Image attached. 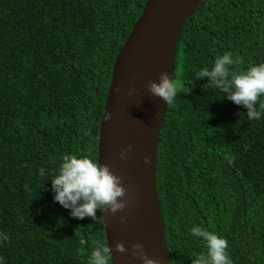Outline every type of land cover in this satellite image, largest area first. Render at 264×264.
<instances>
[{"label":"trees","instance_id":"obj_1","mask_svg":"<svg viewBox=\"0 0 264 264\" xmlns=\"http://www.w3.org/2000/svg\"><path fill=\"white\" fill-rule=\"evenodd\" d=\"M147 2L0 0L5 264H87L98 241L108 245L102 211L70 216L50 179L65 154L98 160L115 61ZM224 52L239 57L233 71L264 62V0H204L178 38L156 176L171 264L205 250L193 224L223 235L233 264H264V115L248 119L195 77Z\"/></svg>","mask_w":264,"mask_h":264},{"label":"water","instance_id":"obj_2","mask_svg":"<svg viewBox=\"0 0 264 264\" xmlns=\"http://www.w3.org/2000/svg\"><path fill=\"white\" fill-rule=\"evenodd\" d=\"M204 0H148L118 55L102 119L98 161L120 177L123 210L102 214L113 264H143L132 245L158 264H171L157 189L158 141L167 105L149 93V81L161 72L175 73L176 46L183 26ZM127 151L125 159L121 150ZM148 157L149 163H144ZM121 217H124L123 221ZM125 251L115 250V244Z\"/></svg>","mask_w":264,"mask_h":264},{"label":"clouds","instance_id":"obj_3","mask_svg":"<svg viewBox=\"0 0 264 264\" xmlns=\"http://www.w3.org/2000/svg\"><path fill=\"white\" fill-rule=\"evenodd\" d=\"M239 63V57L233 58L229 52L217 55L211 67H203L195 73L196 79L207 76L210 85L225 93L224 98L246 109L248 119H260L264 115V62L249 64L246 68L233 71L231 66ZM149 93L162 99L166 105H171L177 95V83L166 72H161L157 81L147 84ZM106 112L104 118H107ZM127 150H121L120 158L125 159ZM144 163H149L144 157ZM41 175L44 170L40 169ZM52 199L63 208L70 210L69 215L83 219L95 218L97 211L116 213L123 210L125 189L120 183V177L113 174L109 166L102 164L95 157L77 154H65L56 173L50 179ZM27 187V186H26ZM124 217H121L123 221ZM193 237L199 238L204 245V251L194 253L191 264H233L228 252V241L215 231H210L201 225L193 224L190 228ZM9 239L7 233L0 232V242ZM80 244L84 245L82 238ZM132 255L139 257L143 264H158V261L148 258L143 252V245L135 243ZM115 250L124 252L122 243L115 244ZM109 245L98 241L90 250L87 264H109ZM0 264H5L4 257H0Z\"/></svg>","mask_w":264,"mask_h":264}]
</instances>
